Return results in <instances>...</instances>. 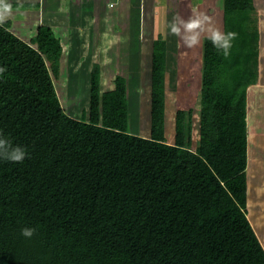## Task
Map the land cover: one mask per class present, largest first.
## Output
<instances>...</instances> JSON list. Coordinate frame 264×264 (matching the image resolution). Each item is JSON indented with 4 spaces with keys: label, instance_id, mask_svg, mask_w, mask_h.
I'll return each mask as SVG.
<instances>
[{
    "label": "trees",
    "instance_id": "trees-1",
    "mask_svg": "<svg viewBox=\"0 0 264 264\" xmlns=\"http://www.w3.org/2000/svg\"><path fill=\"white\" fill-rule=\"evenodd\" d=\"M223 8L257 18L255 0H223ZM242 29L249 33L246 22ZM40 30L30 44L9 33L13 43L0 40V108L20 137L35 132L29 154L45 153L41 169L28 155L16 169L0 160V264H264L247 215L246 91L234 98L202 89L196 150L185 145L184 110L176 112L174 143L131 132L118 82L97 121L75 120L48 72L40 80L47 69L32 46L56 37ZM244 39L242 32L240 45ZM233 43L228 66L252 51L246 44L236 52ZM61 50L46 47L49 69ZM24 228L36 230L31 239Z\"/></svg>",
    "mask_w": 264,
    "mask_h": 264
},
{
    "label": "rangeland",
    "instance_id": "rangeland-1",
    "mask_svg": "<svg viewBox=\"0 0 264 264\" xmlns=\"http://www.w3.org/2000/svg\"><path fill=\"white\" fill-rule=\"evenodd\" d=\"M195 1L199 4L204 3L203 0ZM255 3L257 18L253 14L249 16L248 13L237 11L224 15V19L227 20L226 30L237 34L236 52L240 50L239 47L248 49L246 44L252 48L250 56L239 54L235 65L228 66L229 61L225 64L223 53L218 52L206 38L193 51L187 49L190 51L189 59L182 57L185 52L178 56L177 53L175 55L173 51L170 50L169 53L168 50L169 55L161 58L162 60L159 59L158 63L153 61L151 65L149 62L147 64L146 61H141L137 56H132L131 52L127 55L128 58L122 59V62H118L115 57H103L105 62L99 59L94 60L93 63L92 54L97 52V49L94 51V46H90L88 42V46L84 47L82 33L72 32L67 44L64 38L55 37L53 41L44 40L32 46L47 69L39 76L40 80L49 79L53 83L66 114L75 120L89 122L98 120L102 97L116 93L118 82L120 93L127 98L129 104L127 119L129 130L139 135L167 140L169 143L175 142L176 112L184 110L185 145L193 150L200 145L202 89L204 87L224 89L234 98H238L244 90L248 97L246 125L248 131H252L256 136L261 132V128L257 126L261 121L264 122V0H255ZM195 7L199 9L198 5ZM20 10H13L12 16L8 19L11 22L7 30L0 27V40L13 43L16 39L9 35L12 34L30 44L31 39L39 34L43 27L41 22L35 21L30 16L26 17ZM245 22L248 34L242 31ZM242 32L245 36V45H240L238 41H241ZM254 32L256 34L252 37L251 33ZM163 34H165L164 38L168 36L166 30ZM54 42L61 45L62 55L60 61L49 69L51 65L46 47L52 46ZM179 50L184 51L186 48L179 47ZM232 50L233 46L230 54ZM17 51L15 55L19 56L21 53ZM229 60L232 63L236 61L234 58ZM228 81L230 83L227 84ZM253 96L255 99L252 103ZM262 131L264 132V126ZM33 132H26L20 137L10 111L0 108V134L9 139L14 147L25 148L31 163L36 169H41L45 162V153L37 151L29 154L28 152L30 143L35 142V132ZM254 156L255 160L248 164L247 169L249 191L247 215L262 236L264 245V152L259 153V150H255ZM16 166V163L9 162L7 169H16Z\"/></svg>",
    "mask_w": 264,
    "mask_h": 264
},
{
    "label": "crops",
    "instance_id": "crops-1",
    "mask_svg": "<svg viewBox=\"0 0 264 264\" xmlns=\"http://www.w3.org/2000/svg\"><path fill=\"white\" fill-rule=\"evenodd\" d=\"M203 1L199 4L195 0H8L13 10L21 9L26 17L30 16L40 21L42 26L50 27L56 38H64L66 44L72 32L82 33L83 46L87 47L88 42L94 46V51L97 49L92 54L93 63L99 59L105 62L103 57H115L122 62L132 53L147 64L160 62L159 59L169 55L170 50L178 56L185 52L182 57L189 59L190 51L179 50L183 44L177 37L168 35L164 38L166 23L175 13L187 20L192 14L191 8L198 5V10L212 16L221 31L225 32L223 0ZM254 99V96L251 97L252 103ZM262 126L263 121L257 126L261 132L256 136L247 127L250 133L248 164L255 160V150L264 152ZM255 231L263 245L262 236L257 229Z\"/></svg>",
    "mask_w": 264,
    "mask_h": 264
},
{
    "label": "clouds",
    "instance_id": "clouds-1",
    "mask_svg": "<svg viewBox=\"0 0 264 264\" xmlns=\"http://www.w3.org/2000/svg\"><path fill=\"white\" fill-rule=\"evenodd\" d=\"M191 13L187 20L175 13L171 21L166 23L167 34L177 37L186 49L198 48L202 40L206 38L218 52H222L227 58L233 46L232 41L237 38V34L221 31L212 16L195 7L191 8ZM12 14L11 3L8 0H0V25H3ZM5 71V68H0V74ZM26 158L25 148L14 147L9 139L0 134V160L23 163ZM35 231L34 228H24L21 230V235L26 239H31Z\"/></svg>",
    "mask_w": 264,
    "mask_h": 264
}]
</instances>
